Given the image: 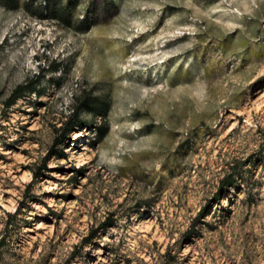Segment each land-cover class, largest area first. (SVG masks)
Returning <instances> with one entry per match:
<instances>
[{
  "label": "rangeland",
  "instance_id": "374dc122",
  "mask_svg": "<svg viewBox=\"0 0 264 264\" xmlns=\"http://www.w3.org/2000/svg\"><path fill=\"white\" fill-rule=\"evenodd\" d=\"M17 1L0 264H264V0ZM24 84L41 95L7 108ZM85 97L108 114L67 133Z\"/></svg>",
  "mask_w": 264,
  "mask_h": 264
},
{
  "label": "trees",
  "instance_id": "16d2710c",
  "mask_svg": "<svg viewBox=\"0 0 264 264\" xmlns=\"http://www.w3.org/2000/svg\"><path fill=\"white\" fill-rule=\"evenodd\" d=\"M51 2V1H50ZM0 4L7 7V8H11V9H18L19 7V2L17 0H0ZM68 12V10L66 9L63 14L66 15ZM37 88L35 86H30L29 84H24V85H20L18 86L11 98L9 99V101L7 102V108H10L12 106H14L15 104L18 103V101L26 96H28L29 94H33V93H37L38 95H41L40 92H37ZM109 111V105L106 102L94 99L92 100L91 97H85L83 100H77L76 105L73 107L72 109V113L70 115V117L68 118V120L65 122V126L68 127L69 132H71V130H75L78 128H81L84 126V123H82L79 120L80 114L82 112H90L93 113L96 116H102L105 117L107 116ZM86 127H89V125H86ZM99 133H98V141H102L107 133V129L106 127H102L99 128ZM64 153V152H63ZM64 157H67L66 154L63 155ZM233 177L232 178H228L226 181L229 183H227L226 181H224L222 183L220 192L217 196V200L221 199V197L223 195H225V191L228 188L230 189H235V184L233 182ZM114 224V221L112 220V218H109L103 225L105 229H108L109 227H111ZM98 235V231H94L91 235V238L94 239L95 237H97ZM4 242V240L0 241V247L2 245V243Z\"/></svg>",
  "mask_w": 264,
  "mask_h": 264
},
{
  "label": "bare ground",
  "instance_id": "6f19581e",
  "mask_svg": "<svg viewBox=\"0 0 264 264\" xmlns=\"http://www.w3.org/2000/svg\"><path fill=\"white\" fill-rule=\"evenodd\" d=\"M46 227H47V224L45 222H43V221L39 222L38 230H42V229H44Z\"/></svg>",
  "mask_w": 264,
  "mask_h": 264
}]
</instances>
